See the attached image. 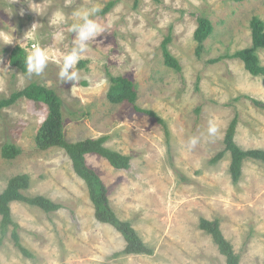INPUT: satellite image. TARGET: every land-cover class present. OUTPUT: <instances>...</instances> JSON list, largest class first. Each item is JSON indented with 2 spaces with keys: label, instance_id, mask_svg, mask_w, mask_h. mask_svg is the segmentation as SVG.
<instances>
[{
  "label": "rangeland",
  "instance_id": "374dc122",
  "mask_svg": "<svg viewBox=\"0 0 264 264\" xmlns=\"http://www.w3.org/2000/svg\"><path fill=\"white\" fill-rule=\"evenodd\" d=\"M110 1L0 0V37H14L7 45L0 39V99L33 82L45 85L63 100L69 142L108 135L107 147L131 156L127 171L115 170L97 155L86 161L108 188L119 219L132 223L153 255L116 257L127 242L114 227L96 221L86 184L68 155L37 147L47 106L21 99L0 113V194L12 177L28 174L31 186L25 194L45 196L63 208L45 213L13 202L22 244L35 257L22 255L10 231L0 243V264H227L211 236L199 228L201 218L221 220L240 264H264V163L246 160L238 185L229 172L230 153L211 163L225 149L226 131L236 115L238 146L264 150V110L252 102H264V77H253L240 60L208 62L252 46L250 21L255 16L264 21V0H120L102 15ZM94 6L100 8L95 19L106 31L83 54L80 62L87 65L78 68L81 79L73 87L58 78L75 39L68 28L76 22L75 10ZM199 16L211 20L214 33L198 58L194 33ZM169 33L180 72L166 66L161 50ZM31 43L49 52L41 76L22 73L4 52L20 44L29 50ZM259 55L264 65V50ZM107 71L135 82L137 105L167 123L169 139L155 118L129 103L109 102ZM210 120L218 128L214 137L207 134ZM193 136L199 143L190 148ZM7 143L21 148L14 160L2 157Z\"/></svg>",
  "mask_w": 264,
  "mask_h": 264
},
{
  "label": "trees",
  "instance_id": "16d2710c",
  "mask_svg": "<svg viewBox=\"0 0 264 264\" xmlns=\"http://www.w3.org/2000/svg\"><path fill=\"white\" fill-rule=\"evenodd\" d=\"M120 0H111L106 7L100 12L102 15L109 13ZM242 2L244 0H231ZM198 27L194 33V40L197 43L196 56L199 58L205 52V42L214 33V26L211 20L205 16H199L197 19ZM252 31V46L250 48L238 50L233 54H226L208 62L210 64L222 60H240L244 63L245 70L253 77H264V65L261 63L259 52L264 50V21L255 16L250 21ZM172 43L171 33L165 37L161 44V50L166 66L180 72L182 66L177 58H175L170 50ZM33 43H31L30 48ZM27 49L20 45L14 48L5 49L4 52H9L10 64L27 74L24 66V58ZM87 61H82L78 64V68H85ZM107 76L110 82V88L107 93V98L112 104H131L135 111L145 113L156 119L164 127L167 139L171 137V131L167 123L158 116L157 113L151 110L142 109L137 105L138 91L137 85L131 79L125 76H114L107 71ZM27 99L36 103H43L47 106L48 115L42 125L39 127L35 137L37 147L41 150H49L58 148L64 150L70 158L75 173L84 180L89 197L95 207V219L101 224H108L114 227L122 234L127 242L126 248L122 252L116 253V257L121 255H153V250L147 246L138 232L134 229L129 221L119 219L113 208L111 207L108 188L101 180L99 174L91 168L86 161V156L97 155L108 161L115 170H129L131 168V156L124 155L120 152L112 150L106 146L110 137L108 135L101 136L97 139L88 138L78 142H69L66 139L64 132V103L57 92L45 85L31 83L27 87L14 91L9 97L0 99V113L2 110L12 107L19 100ZM255 106L264 110V102L252 99ZM239 116L236 115L231 121L225 135V149L218 153L212 160V164L219 163L227 153L231 155V164L229 172L232 182L238 185L243 177L244 162L248 159L260 161L264 163V150L253 149L243 150L235 141ZM2 157L6 160H14L21 154V148L15 144L7 143L1 149ZM31 178L28 174H19L12 177L4 191L0 194V243L7 237L11 231V239L15 247L26 258H34L35 255L26 248L21 241L19 234L20 225L16 222L13 216L11 204L19 202L31 207L38 208L45 213L57 212L63 208V205L55 203L45 196H29L25 194L30 189ZM199 228L206 234L211 236L213 242L218 247L221 255L226 258L227 264H240L241 256L236 254L232 243L225 238L221 229V220L200 219Z\"/></svg>",
  "mask_w": 264,
  "mask_h": 264
},
{
  "label": "clouds",
  "instance_id": "9594fccd",
  "mask_svg": "<svg viewBox=\"0 0 264 264\" xmlns=\"http://www.w3.org/2000/svg\"><path fill=\"white\" fill-rule=\"evenodd\" d=\"M99 11L100 8L94 6L80 8L72 13L76 22L69 26L68 31L72 34L75 33V39L73 40L71 50L63 56L62 65L58 72V78L62 83L72 82L74 85L73 87L79 85L81 76L77 65L83 54L89 49V47H91V44L96 41V38L106 31L105 27L95 19ZM63 19V14H58L57 20L62 21ZM36 25L37 24H34L32 26L31 30L25 34V37L35 29ZM0 39H2L5 45H7L13 42L14 37L11 33L10 36L9 34H4ZM22 44H20V47ZM49 59L48 50L41 47L38 43H33L24 58V66L27 74L29 76H41L48 66ZM217 132L218 128L216 124L210 120L207 129L208 136L214 137ZM198 143L199 137L193 136L189 139L190 148H194Z\"/></svg>",
  "mask_w": 264,
  "mask_h": 264
}]
</instances>
